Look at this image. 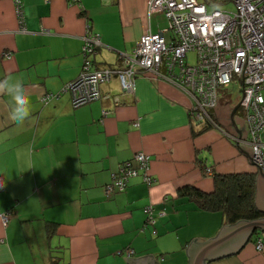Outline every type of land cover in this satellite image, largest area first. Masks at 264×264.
I'll list each match as a JSON object with an SVG mask.
<instances>
[{
	"label": "crops",
	"instance_id": "1",
	"mask_svg": "<svg viewBox=\"0 0 264 264\" xmlns=\"http://www.w3.org/2000/svg\"><path fill=\"white\" fill-rule=\"evenodd\" d=\"M14 1L0 0V82L23 85L30 116L12 120L10 96L0 93V264H129L148 256L189 264L192 242L252 221L230 223L189 195L194 188L213 193L216 176L252 173L259 213L253 220L264 219L256 168L237 146L249 147L246 123L234 113L239 99L230 92L220 93L214 109L219 127L194 123L187 94L152 74L139 76L133 93L113 78L102 84L99 100L73 107L65 86L82 73L89 25L102 42L94 68L119 67L146 31L166 27L160 15H148V0H22L25 30ZM47 94L55 97L44 102ZM137 152L150 157L155 182L138 176L108 195L120 165ZM149 205L165 210L155 227L145 224ZM259 237L264 230L206 264H264Z\"/></svg>",
	"mask_w": 264,
	"mask_h": 264
},
{
	"label": "built area",
	"instance_id": "2",
	"mask_svg": "<svg viewBox=\"0 0 264 264\" xmlns=\"http://www.w3.org/2000/svg\"><path fill=\"white\" fill-rule=\"evenodd\" d=\"M14 3L25 30L23 2ZM148 15H163L166 27L146 31L130 54L120 56L121 65L115 68H94L93 56L102 42L89 25L82 47V73L65 86V91L72 94L73 107L99 100L102 84L113 78L119 80L123 91L133 93L137 78L152 74L187 94L194 123L219 127L214 109L220 100V89L238 81L239 104L247 128L245 142L252 148L254 163L264 172V0H148ZM190 54H194V62L188 60ZM53 97L54 94H47L42 100L48 102ZM257 165L254 166L259 170ZM149 169L150 157L137 152L133 160L120 165L106 193L124 192L129 181L138 176L153 184ZM155 211L154 205L144 208L147 226L155 227L157 217L165 215L164 209ZM7 219L3 216L5 223ZM263 248L264 239L259 237L256 249ZM126 252L129 256L135 254L132 248Z\"/></svg>",
	"mask_w": 264,
	"mask_h": 264
},
{
	"label": "water",
	"instance_id": "3",
	"mask_svg": "<svg viewBox=\"0 0 264 264\" xmlns=\"http://www.w3.org/2000/svg\"><path fill=\"white\" fill-rule=\"evenodd\" d=\"M238 105L234 109L236 112ZM242 119V118H241ZM245 126V120L242 119ZM245 134V129H244ZM240 151L248 156L249 163L257 165L253 161V151L251 147L244 146L246 150L238 145ZM258 166V165H257ZM256 170L257 177V195L256 205L258 210L264 211V172ZM264 230V219L241 221L231 226H223L218 234L208 240L206 243H194L187 248V254L190 256L189 264H206V261H212L230 254L236 253L245 242H248L255 230ZM129 264H158L152 256L140 259H128Z\"/></svg>",
	"mask_w": 264,
	"mask_h": 264
},
{
	"label": "trees",
	"instance_id": "4",
	"mask_svg": "<svg viewBox=\"0 0 264 264\" xmlns=\"http://www.w3.org/2000/svg\"><path fill=\"white\" fill-rule=\"evenodd\" d=\"M216 182L213 193L207 194L195 188L189 192L200 208L221 211L230 223L259 217L254 203L255 181L252 173L216 176Z\"/></svg>",
	"mask_w": 264,
	"mask_h": 264
},
{
	"label": "clouds",
	"instance_id": "5",
	"mask_svg": "<svg viewBox=\"0 0 264 264\" xmlns=\"http://www.w3.org/2000/svg\"><path fill=\"white\" fill-rule=\"evenodd\" d=\"M0 93L10 96V118L16 122H23L30 116V99L20 82H0Z\"/></svg>",
	"mask_w": 264,
	"mask_h": 264
},
{
	"label": "rangeland",
	"instance_id": "6",
	"mask_svg": "<svg viewBox=\"0 0 264 264\" xmlns=\"http://www.w3.org/2000/svg\"><path fill=\"white\" fill-rule=\"evenodd\" d=\"M230 8H232V7H230ZM158 20L161 22L162 27H165V26L167 25V20H166V18H164L163 16L160 15V16L158 17ZM155 21H157V19H156ZM168 36H169V34H168ZM188 60H189L190 62H194V61H195L194 54H190V55L188 56ZM240 86H241V84H240L238 81H234L233 84H231V85H227V86L221 88V89H220V93L223 94V92H230V94H232V97H231L232 101H236V100L239 99V97H240V95H241V92H240ZM241 111H242V113H243V110H242V109H241ZM243 115H244V113H243ZM263 138H264V133H263ZM253 166H254V165H252V167H253ZM254 168H255V166H254Z\"/></svg>",
	"mask_w": 264,
	"mask_h": 264
},
{
	"label": "flooded vegetation",
	"instance_id": "7",
	"mask_svg": "<svg viewBox=\"0 0 264 264\" xmlns=\"http://www.w3.org/2000/svg\"><path fill=\"white\" fill-rule=\"evenodd\" d=\"M238 105V104H237ZM236 105V106H237ZM241 109H242V107L239 105V107L237 108V110H236V112H237V114L240 116V118H242V119H244V115H243V113H242V111H241ZM243 110V109H242Z\"/></svg>",
	"mask_w": 264,
	"mask_h": 264
}]
</instances>
